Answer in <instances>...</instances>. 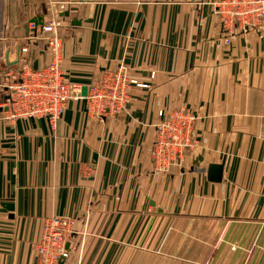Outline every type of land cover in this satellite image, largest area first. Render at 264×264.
<instances>
[{"label":"crops","instance_id":"crops-1","mask_svg":"<svg viewBox=\"0 0 264 264\" xmlns=\"http://www.w3.org/2000/svg\"><path fill=\"white\" fill-rule=\"evenodd\" d=\"M217 1L0 0V84L22 46L44 65L28 36L54 14L66 81L85 92L123 64L135 82L118 113L70 100L53 130L0 115V264H36L52 215L74 221L61 264H264V22L227 32ZM179 106L198 117L197 146L157 170L156 125Z\"/></svg>","mask_w":264,"mask_h":264},{"label":"built area","instance_id":"built-area-1","mask_svg":"<svg viewBox=\"0 0 264 264\" xmlns=\"http://www.w3.org/2000/svg\"><path fill=\"white\" fill-rule=\"evenodd\" d=\"M80 1L53 0L60 10ZM214 12L227 32L236 28L244 31L264 22V0H218L214 3ZM60 25V17L56 14L41 24L31 25L28 37L45 41L47 60L43 66L34 67L26 57L28 46L20 48L18 74L0 84L5 95L0 102L3 119H44L53 130L70 100H84L87 113L98 118L116 114L124 108L128 86L135 82L129 78L128 69L123 64L104 70L85 92L81 86L66 81L61 69ZM228 38H225L226 42ZM197 118L184 106L165 113L156 125L152 141L151 161L155 169L166 170L178 164L188 151L197 146L194 135ZM73 227L71 217L45 216L35 244L36 264H61L62 259L68 257L66 244Z\"/></svg>","mask_w":264,"mask_h":264},{"label":"water","instance_id":"water-1","mask_svg":"<svg viewBox=\"0 0 264 264\" xmlns=\"http://www.w3.org/2000/svg\"><path fill=\"white\" fill-rule=\"evenodd\" d=\"M36 24H41V22L36 23ZM221 171H222L221 165L213 164V165L209 166V172L211 173L212 177H214V178L217 177L216 175H220Z\"/></svg>","mask_w":264,"mask_h":264},{"label":"rangeland","instance_id":"rangeland-1","mask_svg":"<svg viewBox=\"0 0 264 264\" xmlns=\"http://www.w3.org/2000/svg\"><path fill=\"white\" fill-rule=\"evenodd\" d=\"M3 94V89L0 87V102H1V96Z\"/></svg>","mask_w":264,"mask_h":264}]
</instances>
